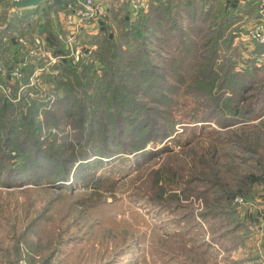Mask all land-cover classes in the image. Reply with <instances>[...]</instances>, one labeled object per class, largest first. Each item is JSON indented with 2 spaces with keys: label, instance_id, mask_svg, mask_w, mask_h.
Here are the masks:
<instances>
[{
  "label": "rangeland",
  "instance_id": "rangeland-1",
  "mask_svg": "<svg viewBox=\"0 0 264 264\" xmlns=\"http://www.w3.org/2000/svg\"><path fill=\"white\" fill-rule=\"evenodd\" d=\"M221 2L236 16L191 17L178 5L167 17L156 0L133 14L119 3L101 33L109 42L46 68L83 63L74 92H47L38 71L30 88L43 92L6 99L17 120L35 109L43 147L71 149L63 168L44 159L21 174L0 150V264H264V0ZM123 10L127 24L152 17L122 36L112 13ZM123 92L137 111L119 106ZM145 116L163 132L143 141Z\"/></svg>",
  "mask_w": 264,
  "mask_h": 264
},
{
  "label": "trees",
  "instance_id": "trees-1",
  "mask_svg": "<svg viewBox=\"0 0 264 264\" xmlns=\"http://www.w3.org/2000/svg\"><path fill=\"white\" fill-rule=\"evenodd\" d=\"M70 1L71 0H43L37 6L21 9L18 15L8 17V20H5L7 18L9 4L0 0V66L3 68L2 72H0V89L5 87L8 80L13 81L16 79L11 86V94L9 97L6 98L0 95V121L9 115V122L5 126L0 124V150H2L5 145L9 151L14 153V159L16 160L19 174H21V171L24 169L31 170L35 168L36 170H40L41 160L43 161L44 159L49 165L53 166V164H60L61 166L57 165L56 167L63 168L67 151L71 149L68 148L70 145L65 144H53L46 149V147H43L39 143L40 141L36 138V135L39 130H41V125L35 121V116L32 115L35 112L33 107L30 106L26 110H21L22 112L20 111V113H18L19 120L8 113V110L11 108L9 102L16 100L17 96H21V92H29V90H33V92L44 91H41L40 88H30L33 86L30 80L35 77L38 71L41 72V74L36 78L38 81L36 85L45 86L47 92H63L64 97L68 96V92H74L71 82L73 78H75V80H82L81 77H79V69L82 70L84 73L83 75H88V71H86V67L83 63L76 64L75 66L66 64L59 68L56 76L45 74L47 73L45 71L46 68L48 70L52 69L53 64H49V66H52L49 68V66L45 65L47 63L45 59H39V56L33 53L35 49V38H43L48 33H55L57 28V14L62 10L65 4ZM246 1L259 4V0ZM156 5V12L168 13L166 14L167 17L172 16L171 11L178 12L176 10L178 5L183 9H187L185 14L191 17L199 14L202 15V18L205 16L207 17L212 13V9L216 8H218V10L214 15L218 16L217 18L227 19L231 16H236V14H234L236 11L228 8L221 0H156ZM152 11V14L156 13L154 8ZM123 12L124 10L112 13L113 23H116L117 28H119V26H122V28L127 27L126 32L122 31L124 32L121 34L122 36L130 31L132 32V30L139 26L141 27L145 20L152 17V14L141 16L136 23L127 24L123 20ZM101 33L94 37H89L86 41L96 46L97 44L99 46L101 41L109 42V40L105 38L106 36ZM123 41L126 42V40ZM214 51L215 50H212L210 55L211 53L214 54ZM17 69L20 71L19 77L20 81H22L21 86L16 82L18 79L12 75ZM199 78L200 76L197 74L196 80H199ZM212 83L213 82L210 81L206 85L210 86ZM18 92H20V94ZM135 96L136 95L131 94V92H123V96L121 97L122 101L119 103V106L121 105L123 108L127 107L130 110L137 111V108L140 106H138L139 103ZM6 99H9V102ZM18 99L20 100V98H17V100ZM106 99L108 105L112 106L111 103L114 102V96H110ZM20 103L35 104V101L23 99ZM78 111L81 112L82 109L79 107ZM236 114H238V109L233 111V115ZM149 120L150 117L145 116L143 128L138 130V135L143 141V137H145L148 132H152V134L163 132L162 129L157 130V124H152ZM144 128L148 130H143ZM27 137L31 138L32 141L29 142ZM7 156L8 155L0 156V168L5 167L3 164H5Z\"/></svg>",
  "mask_w": 264,
  "mask_h": 264
},
{
  "label": "built area",
  "instance_id": "built-area-1",
  "mask_svg": "<svg viewBox=\"0 0 264 264\" xmlns=\"http://www.w3.org/2000/svg\"><path fill=\"white\" fill-rule=\"evenodd\" d=\"M10 4V10L12 13L17 12L18 9L14 4L23 0H7ZM114 2V5L125 2L129 4L135 10L138 8H144L147 5L146 0H71L66 3L61 10L60 17V37L64 41V49L56 51L48 49L47 39L35 38V49L33 53L36 55H42L47 57L46 66L54 64L57 59L68 58L69 61H78L82 56L90 54V49H94L95 46L88 44L86 41L89 37L99 35L101 32L102 24L107 19L108 3ZM146 2V4H145ZM62 33V34H61ZM88 37V38H87ZM91 45L89 51L83 54V47ZM48 51H45V49ZM59 55H54L58 54ZM15 70L13 76L19 77L20 74ZM237 202L242 204V199H238ZM262 225H264V211L261 214Z\"/></svg>",
  "mask_w": 264,
  "mask_h": 264
},
{
  "label": "crops",
  "instance_id": "crops-1",
  "mask_svg": "<svg viewBox=\"0 0 264 264\" xmlns=\"http://www.w3.org/2000/svg\"><path fill=\"white\" fill-rule=\"evenodd\" d=\"M2 1H5V2H7V4H9V2L7 1V0H2ZM146 2L148 3L149 2V0H146ZM122 3V5H121V7H119V8H122L123 6L125 7H128L130 10L131 9H133V14H136V12H137V10H135L134 8H132L129 4H126L125 2H121ZM119 4V3H118ZM118 4H116V5H114V2H109L108 3V13H107V19H106V21L104 22V24H102V27H101V32H105V28H106V24L109 22V18H110V14H111V11L112 10H115V9H118L117 7H118ZM9 8H11L10 7V4H9ZM11 11V10H10ZM19 12H20V10H18L17 12H15V13H13V14H15V15H18L19 14ZM12 13V12H11ZM61 11H59V13L57 14V20H56V31H55V33H48L47 35H45L42 39H47V41H48V39L49 38H52V41L51 42H47V46H48V48L49 49H51V50H56V51H59V50H62V49H64V41L61 39V37H60V17H61ZM100 32V33H101ZM62 34V33H61ZM261 215V214H260ZM259 216V215H258ZM257 218V220H258V222H256V223H259L260 222V218L259 217H256ZM260 228H261V230H262V226L259 224L258 225Z\"/></svg>",
  "mask_w": 264,
  "mask_h": 264
},
{
  "label": "water",
  "instance_id": "water-1",
  "mask_svg": "<svg viewBox=\"0 0 264 264\" xmlns=\"http://www.w3.org/2000/svg\"><path fill=\"white\" fill-rule=\"evenodd\" d=\"M43 0H23L21 2L15 3L14 5L18 8V9H25V8H30V7H34L37 6L38 4H40Z\"/></svg>",
  "mask_w": 264,
  "mask_h": 264
}]
</instances>
